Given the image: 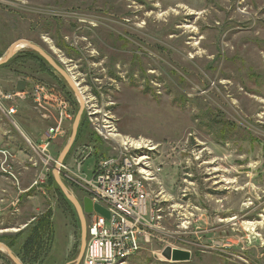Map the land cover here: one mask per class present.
<instances>
[{"label":"rangeland","instance_id":"obj_1","mask_svg":"<svg viewBox=\"0 0 264 264\" xmlns=\"http://www.w3.org/2000/svg\"><path fill=\"white\" fill-rule=\"evenodd\" d=\"M18 41L50 55L100 113L90 120L84 111L69 154L91 145L109 158L131 140L159 146L161 221L128 264H264V0H0V56ZM25 47L0 68V82L55 89L72 118L46 148L51 126L35 104L4 103L18 112L15 122L0 113V151L14 156L5 168L17 180L0 168V240L51 211L53 239L39 264H75L79 218L48 182L55 163L45 166L40 156L58 161L79 100ZM106 120L115 124L116 143L97 131ZM59 174L82 202L85 191ZM151 187L157 194L158 185ZM166 248L188 252L189 260L165 259ZM0 264L14 263L0 252Z\"/></svg>","mask_w":264,"mask_h":264},{"label":"built area","instance_id":"obj_2","mask_svg":"<svg viewBox=\"0 0 264 264\" xmlns=\"http://www.w3.org/2000/svg\"><path fill=\"white\" fill-rule=\"evenodd\" d=\"M84 100L85 111L93 120L91 116L100 113L92 112L94 105L85 97ZM16 101H32L41 119L50 124L51 128L45 135L46 148L51 140L66 133L64 122L72 117L65 113L68 103L60 100L55 89L43 84L20 92L1 91L0 88V113L10 122H15L13 117L18 112L12 106L6 108L4 103ZM109 120L98 126L97 131L105 140L116 143L115 124ZM13 127L18 129L16 123ZM18 131L31 148L29 139ZM136 143L133 140L122 143L118 148L119 154L109 158L102 157L99 150L91 145L76 146L68 159L59 165L64 177L81 187L94 205H100L109 213L108 218L97 213L90 214L81 264H128L143 251L142 245L151 244L156 237L163 209L160 193H163L161 176L164 167L162 163L154 164L153 157L159 153L158 145L149 140H142L140 145ZM0 156V168L17 180L5 168L10 167L9 162L14 161V156L8 151H0ZM40 158L45 166L51 163L57 165L50 157ZM44 180L42 175L32 188L41 185ZM151 184L158 185L157 194L152 191Z\"/></svg>","mask_w":264,"mask_h":264},{"label":"water","instance_id":"obj_3","mask_svg":"<svg viewBox=\"0 0 264 264\" xmlns=\"http://www.w3.org/2000/svg\"><path fill=\"white\" fill-rule=\"evenodd\" d=\"M25 44V48H28L29 50H32L33 52L37 53L49 66L51 69H53L57 74L62 77L64 82L67 84V86L70 88L71 91H73L76 94V97L79 100V111L74 119L73 126H72V132L71 137L67 142L66 147L64 148L63 152L59 156V159L57 161V165L55 166L53 170V177L55 182L57 183L58 187L61 189L62 193L66 197V199L71 203L73 208L75 209L77 216L79 218L80 226H81V245L79 249V255L78 258L75 260V264H80L84 257V252L86 248L87 243V216L93 213H97L104 217H109V213L107 210H105L100 205H94L92 201L85 197L82 202H80L66 187V185L63 183L60 174H59V165H61L68 157L70 151L72 150V147L75 144L79 126L85 111V100L82 95V93L79 91L76 84L72 81L70 76L68 75V72L62 68L50 55H48L42 48L39 46L32 44L27 41H18L15 44L11 45L5 55L0 58V67L3 65H6L9 63L12 58L14 57L15 51L19 44ZM0 85L4 89H8L11 92H14L16 90L23 91L24 88V82H18L17 87L13 82H0ZM0 252L6 254L9 259L14 264H23L18 257H16L13 253V251L5 244L0 242ZM164 258L167 260L172 261H187L189 260V253L188 252H182L178 250H172L171 248H166L164 251Z\"/></svg>","mask_w":264,"mask_h":264},{"label":"trees","instance_id":"obj_4","mask_svg":"<svg viewBox=\"0 0 264 264\" xmlns=\"http://www.w3.org/2000/svg\"><path fill=\"white\" fill-rule=\"evenodd\" d=\"M33 54H36V53H33ZM1 57L2 56H0V58ZM37 57L40 58L41 61L43 60L38 55H37ZM13 59L14 58H12V60ZM6 66L7 65H3L0 68H4ZM67 88L70 90V88L68 86H67ZM78 111H79V106H78L77 113H78ZM85 122L86 121H85V113H84L82 120H81V123H80V126H79L78 135L76 138L77 141L80 139L81 131L84 130V128H85ZM229 126L230 125L228 123L224 125L225 128H229ZM229 129H231V128H229ZM71 132L72 131H70V135H71ZM75 143H76V141H75ZM100 146H101V149L104 148L102 145H100ZM99 150H100V148H99ZM48 182H50V184H52V182L57 184L54 180L53 175L52 176L50 175ZM48 191H50V190H48ZM57 191H58L59 195L61 196V198L68 204V206L70 208H73L71 203L66 199V197L62 193L61 189H59L58 185H57ZM25 233L27 234V236L24 238V241H21L20 248L17 251L16 246L18 245L22 236L25 235ZM6 236H8V241H7V237H4V238H1L2 241L0 240V242H3L4 244H6L13 251V253L20 259V261L23 264H35V263L39 264V263H41L42 259H40V258L42 257V255H44L43 252L45 251V253H46V249L50 246L51 241L53 239L52 212L48 211L45 214V216L42 217L41 220L37 224L32 225V227H29V229H26V232H24V230H23V231H20L14 237L9 236V235H6Z\"/></svg>","mask_w":264,"mask_h":264},{"label":"flooded vegetation","instance_id":"obj_5","mask_svg":"<svg viewBox=\"0 0 264 264\" xmlns=\"http://www.w3.org/2000/svg\"><path fill=\"white\" fill-rule=\"evenodd\" d=\"M32 53H33V52H32ZM34 53H35V52H34ZM36 54H37V53H36ZM37 55H38V54H37ZM38 56H39V55H38ZM28 57H29V55H28ZM39 57H40V56H39ZM47 65H48V64H47ZM48 67L50 68V66H48ZM49 70H51V71H49V72L53 73V75L56 74V72H55V71H52L51 68H50ZM39 74H40V76H41V75H44V74L46 75V73H45L44 71H40ZM39 74H32L31 76L34 77V78H37V79H41V78L39 77ZM58 75H59V74H57V75H55V76H58ZM47 76H50V74L47 73ZM59 76H60V75H59ZM50 77H51V76H50ZM51 79H52V78H51ZM18 82H20V81H17L16 83H14L16 87H17ZM21 82H24V84H25V85H24V88H25V89H26V88H31V85L28 83V81H26V80H25V81H22V80H21ZM38 85H41V84H38ZM25 89H24V90H25ZM24 90H23V91H24ZM16 91H17V90H16ZM72 93L76 96V94H75L73 91H72ZM88 217H90V215H88Z\"/></svg>","mask_w":264,"mask_h":264},{"label":"bare ground","instance_id":"obj_6","mask_svg":"<svg viewBox=\"0 0 264 264\" xmlns=\"http://www.w3.org/2000/svg\"><path fill=\"white\" fill-rule=\"evenodd\" d=\"M23 46H25V44L21 43V44L18 45L17 48L19 49V48H21V47H23ZM164 251H165V250H164ZM164 251H163V253H162V254H163V257H164Z\"/></svg>","mask_w":264,"mask_h":264},{"label":"crops","instance_id":"obj_7","mask_svg":"<svg viewBox=\"0 0 264 264\" xmlns=\"http://www.w3.org/2000/svg\"><path fill=\"white\" fill-rule=\"evenodd\" d=\"M52 175H53V173H52ZM25 192H27V191H25ZM3 202V201H2ZM18 203H19V199H18V201H17ZM2 210V205H0V211ZM81 229V228H80Z\"/></svg>","mask_w":264,"mask_h":264}]
</instances>
